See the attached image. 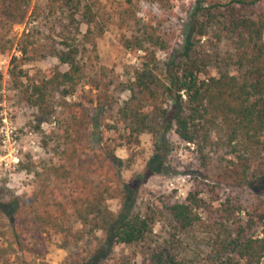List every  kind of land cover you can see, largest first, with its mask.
Wrapping results in <instances>:
<instances>
[{"label": "trees", "instance_id": "obj_1", "mask_svg": "<svg viewBox=\"0 0 264 264\" xmlns=\"http://www.w3.org/2000/svg\"><path fill=\"white\" fill-rule=\"evenodd\" d=\"M152 1L169 15L185 14L182 44L176 47L177 33L167 24L168 17L144 20L134 8L136 0H129L120 24L133 30L123 36L124 46L142 51L143 60L118 84L128 97L121 101L101 96L96 118L104 120L112 111L113 129L130 147L144 133L153 134L159 144L175 132L182 142L196 147L206 171L217 158V149H222L225 156L218 157L222 176L226 184L242 190L232 188L223 195L221 181H202L184 200L167 193L158 204H136L140 185L151 175L164 173L166 159L158 151L135 181L117 189L122 207L117 213L112 211L106 195L112 194L126 162L108 146L96 169L79 168L85 152L86 118L59 119L72 106L69 97L88 83L91 62L98 58L99 41L107 32L109 19L100 0H0L2 26L26 25L18 39L0 35V52H16L10 63L14 87L22 101L37 110L35 129L41 130L46 122L56 123L44 134L51 158L29 156L20 164V169L40 179L34 201L43 211L32 224L37 232L60 226L68 209L64 204L62 210V202L56 201L52 184L71 181L76 186L75 216L83 225L73 235L75 240L98 239V231L105 234L103 246L75 264H98L118 245L138 249L143 259L138 262L123 256L117 264H264L262 2ZM160 54L166 55L165 60ZM49 57L57 58L59 64L33 74L26 68ZM3 77L0 71V81ZM51 141L55 142L52 147ZM55 157L59 163L53 162ZM93 176H103L100 185H95ZM258 188L262 191L253 201L244 198L243 190ZM52 203L59 206L58 211L51 210ZM11 204L14 213L18 202ZM0 210L11 213L1 202ZM38 247L32 245L30 250L37 252Z\"/></svg>", "mask_w": 264, "mask_h": 264}, {"label": "rangeland", "instance_id": "obj_2", "mask_svg": "<svg viewBox=\"0 0 264 264\" xmlns=\"http://www.w3.org/2000/svg\"><path fill=\"white\" fill-rule=\"evenodd\" d=\"M100 2L109 24L107 32L99 41L98 58L91 62L88 83L81 87L75 96L69 97L68 101L72 106L59 114L60 120L75 115L77 118H86L82 138L85 152L77 166L96 169L102 162L101 157L106 148L109 146L116 149L117 155L126 162L121 179L113 185L112 194L106 195V203L116 213L122 207L121 192L117 189H121L123 183L135 181L158 151L166 159L164 173L153 174L140 185L139 193H135L136 204L147 202L158 204L159 197L167 193H175L178 199L184 200L202 181L210 183L221 181L225 187L221 192L223 195L231 192L232 188L242 190L226 184L227 180L222 176L221 161L218 159L220 155L225 156L222 149H217L218 155H215L217 158L206 171L196 147L182 142L175 132L169 133L159 144L153 134L144 133L140 142L130 147L121 139V133L113 129L115 122L112 111L105 114L104 120L96 118L98 99L101 96L108 95L111 99L118 98L121 101L128 97V93L119 91L118 84L129 77V72L132 74L134 67L139 65L144 56L142 51L130 50L124 46L123 36L130 35L133 30L130 26L123 27L120 24L122 12L131 5L129 0ZM261 2L264 8V0ZM136 3L134 8L144 20H161L168 17L167 24L177 33L176 47L182 44V29L186 19L183 12L172 16L152 0H136ZM25 27V24L2 26L0 22V35H5L7 39H18ZM57 39L59 40L58 37ZM15 53L0 52V71L4 74L3 80L0 81V202L6 211L11 212L8 214L0 210V264H75L102 247L105 243V234L98 231V239L91 237L75 240L73 235L81 231L83 225L75 216L76 186L71 181L55 180L52 184L56 201L62 202V210L64 204L68 209V214L62 217L60 226L41 228L37 232L34 223L32 224L43 211V207L34 201L40 179L36 173L20 169V164L27 161L29 156L44 155L47 160L51 158L49 154L51 148L46 150L44 134L54 129L56 123L46 122L42 124L41 130L35 129L37 110L22 101L10 76V63ZM160 58L165 60L166 55L160 54ZM58 64L57 58L49 57L32 62L26 65V68L33 74L37 70H47ZM62 68L66 70L67 66ZM215 73L213 71V74ZM76 108L81 112L77 113ZM54 144L55 142L51 141L49 145L52 147ZM53 162L59 163L58 157H55ZM93 177L95 185H100L103 176ZM250 190H243L244 198L250 201L262 191L261 188ZM208 195L209 193L205 197ZM13 200L18 202V209L14 213L11 211ZM58 209L59 206L52 203L51 210ZM160 230L161 226L158 225L156 232L160 233ZM36 233H39L37 237ZM35 244L39 246L38 251L32 252L30 249ZM123 256L133 257L138 262L143 259L138 249L118 245L103 256L98 264H117L116 260Z\"/></svg>", "mask_w": 264, "mask_h": 264}, {"label": "built area", "instance_id": "obj_3", "mask_svg": "<svg viewBox=\"0 0 264 264\" xmlns=\"http://www.w3.org/2000/svg\"><path fill=\"white\" fill-rule=\"evenodd\" d=\"M19 162V161H18Z\"/></svg>", "mask_w": 264, "mask_h": 264}]
</instances>
